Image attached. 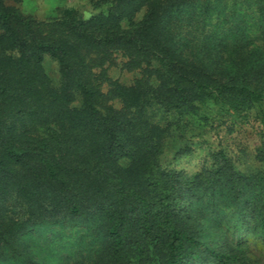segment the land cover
Segmentation results:
<instances>
[{
	"label": "trees",
	"instance_id": "trees-1",
	"mask_svg": "<svg viewBox=\"0 0 264 264\" xmlns=\"http://www.w3.org/2000/svg\"><path fill=\"white\" fill-rule=\"evenodd\" d=\"M17 1L0 0V264H249L264 0H89L46 19ZM215 113L260 117L255 169L221 148L172 164L169 138Z\"/></svg>",
	"mask_w": 264,
	"mask_h": 264
},
{
	"label": "rangeland",
	"instance_id": "rangeland-1",
	"mask_svg": "<svg viewBox=\"0 0 264 264\" xmlns=\"http://www.w3.org/2000/svg\"><path fill=\"white\" fill-rule=\"evenodd\" d=\"M9 3L23 14L36 19L50 18L62 8L77 9L82 16H87L91 12L89 0H19ZM46 64L48 72L52 75L53 63L47 61ZM108 73L121 81L131 79L130 74L118 67H111ZM221 117L219 113H215L209 116L208 120L195 118L193 127L187 128L184 136L178 139V133H175L170 137L171 151L178 148L183 150V153L176 155L175 160H172V164L188 173H193L205 162L210 152L221 148L240 171L255 169L257 163L254 160V152L260 143L257 119L260 117L256 119L255 114H252L249 123H242L235 118L229 120ZM170 159L168 157V160ZM247 256L249 264H264V244L259 239L249 237Z\"/></svg>",
	"mask_w": 264,
	"mask_h": 264
}]
</instances>
